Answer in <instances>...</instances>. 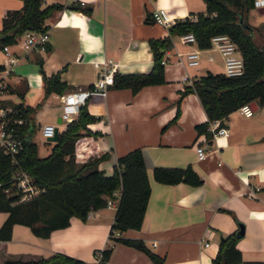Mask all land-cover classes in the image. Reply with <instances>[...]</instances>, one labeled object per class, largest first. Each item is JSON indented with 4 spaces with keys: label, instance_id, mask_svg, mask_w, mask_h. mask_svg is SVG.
I'll use <instances>...</instances> for the list:
<instances>
[{
    "label": "crops",
    "instance_id": "obj_1",
    "mask_svg": "<svg viewBox=\"0 0 264 264\" xmlns=\"http://www.w3.org/2000/svg\"><path fill=\"white\" fill-rule=\"evenodd\" d=\"M55 1L65 6L45 19L49 29L46 47L26 49L19 41L11 42L16 56L12 61L0 44V63L8 67L6 78L11 90L5 101L37 105L34 120L40 130L45 122L55 123L59 131L65 127L64 94L92 85L104 67L103 60H115V71H148L154 61L149 38L167 34L169 24L181 16L195 18L206 10L205 0H43L42 6ZM22 2L0 0V27L5 10ZM75 2L90 6L91 11L69 5ZM159 9L171 17L169 23L156 20L154 12ZM247 17L264 34V10L253 6ZM197 45L174 34L163 56L165 81L145 84L136 91L111 83L105 93L94 92L86 100L88 108L98 115L88 125L100 132L83 134L78 151L95 148L97 154L107 152L98 165L111 173L120 154L135 146L143 148L151 194L141 226L116 229L111 237L121 192L117 188L109 196L115 205L93 207L86 218L73 214L67 225L49 235L36 234L28 224L16 222L12 236L0 239V264L8 256L40 257L57 250L91 264L151 263L147 251L115 236L142 238L163 255L162 264H215L213 258L222 235L239 230L241 224L244 231L237 245L243 258L230 264H264V101L254 99L256 108L251 114L236 108L221 118L229 128L227 134L214 135L213 120L210 137L197 132L196 122L207 119L208 114L194 90L182 96L180 113L174 119L183 86L207 69L221 70L208 64L209 54L216 49H201V62L206 63L202 66L188 64L179 54ZM42 68L48 74L60 71L67 87L47 91ZM35 132L32 137L40 149ZM47 139L49 144H43L41 155L49 153L55 141ZM198 144L206 149L203 157L198 155ZM188 163L203 176L202 182H165L153 174L156 164ZM7 214L0 210V225ZM205 240L210 243L205 245ZM109 243L112 250L104 263L100 253Z\"/></svg>",
    "mask_w": 264,
    "mask_h": 264
},
{
    "label": "trees",
    "instance_id": "obj_2",
    "mask_svg": "<svg viewBox=\"0 0 264 264\" xmlns=\"http://www.w3.org/2000/svg\"><path fill=\"white\" fill-rule=\"evenodd\" d=\"M43 0H23L19 7L5 10L0 27V44L11 43L27 28L46 29V17L65 3L55 1L42 6ZM206 10L199 11L197 17L185 15L169 24V32L162 36L149 38L153 50V65L148 71L114 72V84L130 86L134 91L145 84L166 80L165 50L173 43V35L193 31L197 44L206 47L211 43V36L216 32H228L238 43L244 58V70L237 74H228L224 70L207 69L191 79L180 90L178 106L174 119L180 113L182 96L189 91H196L207 111L208 118L196 122L198 133L206 132L210 137L211 120L223 118L230 111L247 100L264 101V34L260 28L248 20L247 13L254 5V0H205ZM87 12L91 7L81 2L69 4ZM150 18V14L147 15ZM153 19V18H152ZM5 64L0 63V69ZM43 77L46 90L63 91L68 83L61 77L60 71L48 74L44 68ZM14 111L10 114L22 117V121H12L14 134L23 139V146L14 153L6 152L0 147V210L8 212L0 225V239L12 236L16 222L28 224L33 232L49 235L57 227L70 222L73 214L86 218L93 207L107 204L117 188L121 189L110 235L114 231L129 227H140L149 197L151 182L143 148L135 146L120 154L114 163L113 171L107 173L98 165L107 155L102 152L87 156L78 161L76 155V138L85 130L99 133L88 123L98 118L87 103L80 106L78 114L68 120L65 127L58 132L51 150L41 155L38 143L32 134L36 129L35 111L37 105L24 101H12ZM30 172L34 180L45 186V190L25 200H17L14 193V172L17 168ZM156 179L165 182L184 180L193 184L203 181V176L191 163L186 165L156 164L153 167ZM10 187L8 191L7 188ZM240 234L234 230L222 235L219 247L213 260L215 264H230L243 258L242 250L237 245ZM122 238L149 253L150 264H162L163 255L152 250L142 238ZM112 250L109 243L101 250V260L106 263ZM2 264H91L90 261L57 250L47 256L23 258L8 256Z\"/></svg>",
    "mask_w": 264,
    "mask_h": 264
},
{
    "label": "built area",
    "instance_id": "obj_3",
    "mask_svg": "<svg viewBox=\"0 0 264 264\" xmlns=\"http://www.w3.org/2000/svg\"><path fill=\"white\" fill-rule=\"evenodd\" d=\"M255 6L264 5V0H254ZM156 20L169 23L171 17L167 16L162 9L156 10L154 12ZM183 41L186 42H197L196 35L193 31H185L180 34ZM20 44L29 49L33 46L46 47L49 41V29H37V28H27L25 29L17 38ZM5 51L10 54L11 60L14 61L16 56L12 54L10 48V43H5L3 45ZM216 49L218 50L223 58L224 71L228 74L241 73L244 70V58L238 43L232 38L228 32H216L211 36V43L206 47H201L197 45L194 48H189L185 51H179L180 55H184L188 64L199 65L201 63V49ZM209 59H214V54H209ZM165 61V58H163ZM99 63V61H97ZM104 67L99 72L98 76L94 80L93 84L90 86H80L73 88L66 92L63 96V111L62 118L70 120L75 117L80 109V106L86 102L87 98L94 92L105 93L109 84L113 83L115 80L114 72L117 68V63L115 60L110 58L109 60H103ZM110 63V64H108ZM8 67L0 69V147L10 153H14L23 146V139L14 134L12 121H22V117L13 116L10 114L14 111V107L8 101L7 93L10 90L9 82L6 78V73ZM185 79L189 78V75L184 76ZM245 114H251L254 111L252 100H247L239 105L238 107ZM56 124L53 122H45L42 124V133L49 137L54 134ZM212 132L214 135L220 133L227 134L229 128L226 124L221 123V118L217 117L213 119ZM198 155L203 157L206 155V149L203 144H198ZM17 200H25L37 195L41 191L45 190V186L36 182L30 172L19 167L14 172V184ZM10 190V187L7 188ZM109 205H115L112 197L107 200ZM90 212V210H89ZM88 212V213H89ZM210 240H205L204 244H209ZM101 255V253H100Z\"/></svg>",
    "mask_w": 264,
    "mask_h": 264
},
{
    "label": "rangeland",
    "instance_id": "obj_4",
    "mask_svg": "<svg viewBox=\"0 0 264 264\" xmlns=\"http://www.w3.org/2000/svg\"><path fill=\"white\" fill-rule=\"evenodd\" d=\"M213 53H214V59H210L209 60V63L208 64H210V66L212 67V68H214V69H221V70H224V63H223V59H222V56H221V53L218 51V50H213L212 51ZM205 54L207 53V51L206 52H204ZM203 64H206L205 62H201L200 64H199V66H202ZM203 71L204 70V68H200V71ZM36 136H37V138L40 140V143H41V147H40V149H39V151H40V153L42 154L43 153V144L45 143L46 145H48L49 144V142L47 141L48 139H47V136L46 135H44L43 133H42V129L40 130V128H38V127H36ZM86 133H89V132H87V131H83L77 138H76V155H77V160L78 161H82V160H84L87 156H89V155H91V154H93V152H95L96 150H95V148H91L90 150H88V151H85V152H80V151H78V146H79V142L81 141L80 139H81V136L83 135V134H86ZM27 226V228H29V230H31L30 229V227H29V225H26Z\"/></svg>",
    "mask_w": 264,
    "mask_h": 264
},
{
    "label": "water",
    "instance_id": "obj_5",
    "mask_svg": "<svg viewBox=\"0 0 264 264\" xmlns=\"http://www.w3.org/2000/svg\"><path fill=\"white\" fill-rule=\"evenodd\" d=\"M258 8L260 10H264V5L258 6ZM252 104H253V107L256 108V102H255V100H252ZM58 132H59V126L56 125L54 134L50 135L49 138L50 139H56L57 136H58ZM243 231H244V226H243V224H241V226H240V228L238 230V233L241 235L243 233Z\"/></svg>",
    "mask_w": 264,
    "mask_h": 264
}]
</instances>
